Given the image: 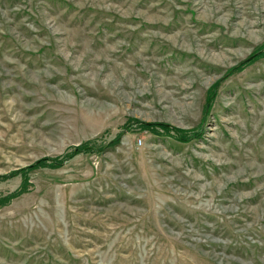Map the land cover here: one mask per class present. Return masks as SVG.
<instances>
[{
	"label": "rangeland",
	"instance_id": "rangeland-1",
	"mask_svg": "<svg viewBox=\"0 0 264 264\" xmlns=\"http://www.w3.org/2000/svg\"><path fill=\"white\" fill-rule=\"evenodd\" d=\"M0 264H264V0H0Z\"/></svg>",
	"mask_w": 264,
	"mask_h": 264
}]
</instances>
